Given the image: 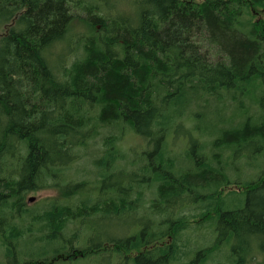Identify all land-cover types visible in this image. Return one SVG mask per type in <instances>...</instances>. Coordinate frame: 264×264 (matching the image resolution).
Segmentation results:
<instances>
[{
	"label": "trees",
	"instance_id": "obj_1",
	"mask_svg": "<svg viewBox=\"0 0 264 264\" xmlns=\"http://www.w3.org/2000/svg\"><path fill=\"white\" fill-rule=\"evenodd\" d=\"M260 11L264 0H0V33L14 21L0 41V264H207L228 244L218 264H264ZM73 44L82 53L65 64ZM130 134L143 144L125 148ZM82 159L92 179L76 178ZM49 187L47 208L25 207ZM199 217L216 238L189 261Z\"/></svg>",
	"mask_w": 264,
	"mask_h": 264
},
{
	"label": "rangeland",
	"instance_id": "obj_2",
	"mask_svg": "<svg viewBox=\"0 0 264 264\" xmlns=\"http://www.w3.org/2000/svg\"><path fill=\"white\" fill-rule=\"evenodd\" d=\"M263 12L260 11L259 12V16H263ZM14 23V21L9 24L6 25L3 29V31L0 33V41L1 39L9 32L10 27L12 26V24ZM77 25V32L82 31L83 29V24L79 21L76 22ZM81 50L76 48V45L73 44V47H69L67 48V50L64 52L65 54V64H70L71 62H73L75 59H77L80 55H81ZM230 110V109H229ZM228 114L230 115L231 112H228ZM102 134L99 136V138L97 139V145H95V149H97L100 145L101 142H103V138L106 135H111L113 134L111 131V128H105L101 130ZM142 139L140 137H138L135 134H130V135H126L123 140H122V144L125 148H138L140 147ZM140 142V143H139ZM120 142V145H122ZM176 146V147H175ZM175 150L176 152H181V148L178 147L180 146V142H177V145H175ZM177 148V149H176ZM131 149V148H130ZM94 151V150H93ZM179 155V158L182 159V156ZM87 159V158H86ZM86 159H82L80 160L76 165H74L73 170L76 171V169H78V171L76 172V178L79 179H92L89 175V170H91V168H93V165L87 163L86 164ZM231 161H233V157L231 159ZM233 165V162H232ZM230 171V178L233 181V166L231 169H229ZM74 173V172H73ZM235 177H238L237 174H234ZM243 169H242V173L241 176H243ZM242 187H239L237 185H229L224 187L221 190V194L222 197H228L229 198L226 199V203L229 206H233V191H239L241 190ZM59 195V190L58 188L55 187H49V188H45V189H41V190H37V191H30L26 194L25 197V207L27 209H29L32 212H41L43 211L45 208H47L48 204L51 200H54L56 198H58ZM147 197H152L151 194H147ZM33 197L34 201L29 202V199ZM205 202H201L200 205H205ZM201 210H197V211H193V212H187V213H192V214H198L200 213ZM205 219H208V217H199L194 219L193 221H191V227L187 232H185L183 239L185 240L184 242H187L188 247L192 248L195 247L193 252L189 255L188 260H192L194 257V252L200 248H204V247H208L210 244H212L215 241L216 238V232L211 228L212 226L207 227L209 225H199V222H203ZM125 229V227H124ZM123 229V230H124ZM171 240H163L161 242L163 243H168ZM30 247L28 248H33L31 247V245H29ZM230 248H231V244L228 245H223L218 251H216L215 253L212 254L211 258L208 260L207 264H218V263H226L227 260H232L233 256L231 257L230 255ZM5 248L4 246L0 245V262L4 261V254ZM128 255H133V252H128L126 253ZM177 264H187L185 263V261L183 260V262L177 263Z\"/></svg>",
	"mask_w": 264,
	"mask_h": 264
},
{
	"label": "water",
	"instance_id": "obj_3",
	"mask_svg": "<svg viewBox=\"0 0 264 264\" xmlns=\"http://www.w3.org/2000/svg\"><path fill=\"white\" fill-rule=\"evenodd\" d=\"M32 201H34V198H33V197H31V198L29 199V202H32Z\"/></svg>",
	"mask_w": 264,
	"mask_h": 264
}]
</instances>
